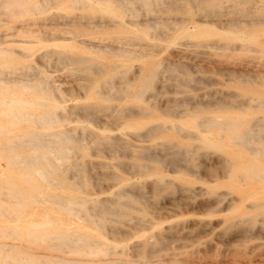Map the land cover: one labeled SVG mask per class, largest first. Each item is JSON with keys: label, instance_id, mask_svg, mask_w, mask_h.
<instances>
[{"label": "rangeland", "instance_id": "374dc122", "mask_svg": "<svg viewBox=\"0 0 264 264\" xmlns=\"http://www.w3.org/2000/svg\"><path fill=\"white\" fill-rule=\"evenodd\" d=\"M10 1L15 0H0V36L15 27L18 34L12 37L19 44L29 40L42 44L28 49L26 57L0 53V72L38 66L53 85V89L47 86L49 95L60 93L65 98L55 97L58 108L50 121L37 120L44 112L40 107L14 118L11 111H0V141L14 138L0 142V264H264V141L202 140L197 132L205 130L209 137L217 130L215 122L205 129L194 122L201 116L235 117L245 124L260 119L258 127L264 130V63L254 70L239 65L225 69L198 58L187 64V58H182L184 73L166 68L175 62V43L204 37L236 42L237 46L217 50L229 61H248L254 55L264 62V21L231 32L216 23L194 25L196 12L225 10L198 2L201 8L192 0H26V6H13ZM255 1L259 9L251 13L263 20L264 0ZM163 9L166 16L178 13L191 19L164 37L161 34L170 30V22L139 23L142 14ZM98 17L103 19L99 25L87 22ZM82 39L123 40L131 48L103 54ZM128 39L146 46L141 49ZM7 41L2 45L21 46ZM44 50L52 51L46 54L50 58L45 67L36 60ZM58 54L80 60L72 64L62 55L56 58ZM67 73L80 76L82 86L77 89L71 83L65 91L60 75ZM195 75L216 78L218 89L234 90L237 97H260L263 105L242 111L250 109L242 102V107L213 111L212 105L197 100L192 108L174 111L187 104L186 98L176 96L181 94L178 87L195 92L176 78L191 83L197 80ZM104 80L109 81L105 86ZM23 95L29 98L32 93ZM155 95L161 98L151 97ZM70 108L74 112L67 111ZM112 115H121L116 116L121 122L111 125ZM157 123L164 128L154 126L141 134L144 145L130 136ZM34 132V137H26ZM35 141V147L40 143L36 155L31 145ZM257 147L258 153L250 151Z\"/></svg>", "mask_w": 264, "mask_h": 264}, {"label": "bare ground", "instance_id": "6f19581e", "mask_svg": "<svg viewBox=\"0 0 264 264\" xmlns=\"http://www.w3.org/2000/svg\"><path fill=\"white\" fill-rule=\"evenodd\" d=\"M131 1V0H130ZM146 1V0H145ZM175 1V0H174ZM177 1V0H176ZM190 2V0H187ZM194 1V3L197 1V4L198 2H204L210 6H212L213 8L215 7H220V8H223L225 11L219 13V11H212V10H206V11H203V12H196V16H198L197 19H195V23L194 25H199L200 21L201 22H205V23H216L218 24V26L221 28V29H225V30H229V32H231V30H238V29H244V28H247V27H252V26H255V25H260V23H262V21H264V19L262 20L261 18L257 17L255 14H252L251 11L253 9H257L258 11V2H256L255 0H192ZM11 2V5H25L26 4V0H15V1H10ZM171 2V1H170ZM183 2H185V0H183ZM188 2V5H192V3L189 4ZM51 3V2H50ZM73 3V2H72ZM120 3V2H119ZM173 3V2H171ZM171 3H168V4H171ZM176 3V2H174ZM181 3V2H180ZM150 4V3H149ZM166 4V3H165ZM196 4V3H195ZM172 5V4H171ZM183 5V4H182ZM187 5V6H188ZM201 5L200 3L198 4V6ZM26 6V5H25ZM203 6V5H202ZM202 6H199L202 8ZM136 7V6H135ZM157 7V6H155ZM167 7V6H165ZM173 7V6H172ZM189 7V6H188ZM191 7H194V5H192ZM189 7V8H191ZM209 7V6H208ZM125 9V8H124ZM154 9V8H153ZM210 9V8H209ZM152 10V9H151ZM157 10V9H156ZM10 11V10H9ZM163 11V12H162ZM151 13V12H150ZM149 13V14H150ZM153 13V12H152ZM165 13V10H161L159 12H156L155 14L153 15H143V17H141L140 22L139 23H142V25L146 24V23H151L152 22H156V21H164L166 20L165 23H168L170 22V24L168 23L167 25H169V29L170 30H166L164 33L161 34V36H166V35H170L171 33H173L175 31V27H179V26H183V25H186V21H190V17H186V16H183V15H180L178 13H170V14H173V15H170V16H166L168 14H164ZM193 13V11H192ZM195 13V12H194ZM132 15V14H131ZM135 16V15H134ZM195 16V17H196ZM128 17V16H127ZM133 17V16H132ZM55 18V17H54ZM50 20V19H49ZM103 19H99L98 18H91V19H87V22H91V23H96L95 25H99L100 22L102 21ZM138 20V21H139ZM43 21V19H42ZM134 21V20H132ZM68 22V21H67ZM44 23V22H43ZM54 23V22H53ZM112 23V22H111ZM134 23V22H133ZM164 23V22H163ZM41 24V23H40ZM67 24V23H66ZM149 24V25H151ZM107 25V24H106ZM148 24L146 26H149ZM22 26V25H21ZM193 26V24L191 25ZM186 27V26H185ZM153 28V27H152ZM182 28V27H181ZM19 29V28H18ZM18 29H16L14 27V29L12 31H10L8 34H2L0 36V53L2 54H6V55H14V54H17L19 56H22V57H26L28 55V52L27 50H32L34 47L36 46H39L41 45L42 43L38 42V41H32V40H29L27 41V43L25 45L23 44H19V42H17L16 38L12 37L14 34H18ZM21 29V28H20ZM23 30V29H21ZM186 31V30H185ZM56 32V31H55ZM10 37H6V36H9ZM74 35V34H73ZM77 39V38H76ZM8 40L7 43L8 45L10 44H15V45H21L20 47L16 48V47H13V48H10V47H5L7 45H2V43H4V41ZM40 40V39H39ZM81 40V39H80ZM86 40V39H85ZM82 39V41H85ZM91 40V39H89ZM87 41V43H91L93 46V48L95 50H99L100 53H105V52H113V53H125V52H130V46L126 45L125 44V41H121V40H108V41H103V40H91V41ZM125 40V39H124ZM127 40V39H126ZM262 40V39H261ZM85 41V43H86ZM25 42V41H24ZM128 42H132L131 44H135L137 46H139L141 49L146 46L144 45L143 43H135L137 41H129L128 39ZM89 44L87 46H89ZM234 45H236V42H232V41H218L217 39L215 41H211V40H206V37H204L203 39H200L199 41H196V42H193L191 40H186V41H178L177 43H175L174 47H173V55L174 57L172 58L173 60L175 59V62L173 64V66H170V65H167V70L170 69V70H173V69H178L180 70L181 72L184 73V65L186 66V63L184 61H182L183 63H180L179 60L182 59V58H187V64H191L189 63L190 61H193L194 58H198L200 59L201 61L202 60H205L207 61L206 63L208 62H213L217 65L215 66H221V67H224L226 69V67L228 66H234V65H239V66H243L245 67L246 69L248 68H251L252 70L256 69L255 67H257L259 64H263L264 62L261 61V59L258 61V58L257 60H255V56H251V59H249L248 61H244V60H237V61H229L223 57H221L220 55L216 54L220 49L222 48H229V47H233ZM241 45V44H240ZM25 46V47H23ZM237 46V45H236ZM245 46V45H244ZM248 46V45H247ZM252 46V45H251ZM168 47V46H167ZM27 48V49H26ZM47 48V47H46ZM133 48V47H132ZM249 48V47H248ZM219 49V50H218ZM236 49V47H235ZM245 49V48H244ZM252 49H253V46H252ZM218 50V51H217ZM240 49H238L237 51H239ZM254 50V49H253ZM251 50V51H253ZM140 51V49H139ZM144 51V50H143ZM228 51V49H227ZM236 51V50H235ZM48 52L52 53V51H49V50H44L40 53H37L36 55V60L38 61L37 63L40 64V65H44L47 66L48 65V60L50 57L46 56V54H48ZM136 52V51H135ZM142 52V51H141ZM171 52V51H170ZM224 52V51H223ZM59 53V52H58ZM240 53H243V52H240ZM253 53V52H252ZM251 53V54H252ZM257 53V52H256ZM132 54V53H131ZM145 54V53H144ZM247 54V52H246ZM245 54V55H246ZM61 55L63 56V59L65 60H69L70 62L69 63H72L73 62H76L80 59L76 58V59H72L70 57H67L63 54H58L56 58L58 57H61ZM169 55V54H168ZM167 55V56H168ZM244 55V56H245ZM248 55V54H247ZM50 56H53V55H50ZM257 56V55H256ZM243 57V56H242ZM246 57V56H245ZM250 57V55H249ZM255 57V58H254ZM169 58V57H168ZM167 59V58H166ZM165 59V60H166ZM59 60V59H58ZM62 61V59H60ZM64 60V62H65ZM171 61V60H170ZM169 61V62H170ZM198 61V60H196ZM200 61V63H202ZM63 62V61H62ZM63 62V63H64ZM68 62V61H66ZM199 62V61H198ZM68 63V64H69ZM185 63V64H184ZM37 64V65H38ZM65 65V64H64ZM91 64L88 65V67L90 66ZM93 65V64H92ZM95 65V64H94ZM112 65V64H111ZM212 64V66H214ZM72 66V65H71ZM115 66V65H114ZM236 67V66H235ZM82 68V67H81ZM87 68V67H86ZM92 67L90 66V69ZM98 68V67H97ZM100 68V67H99ZM186 68V67H185ZM239 68V67H238ZM237 68V69H238ZM244 68V69H245ZM259 69H263V68H260L259 66ZM258 70V68H257ZM87 71V70H86ZM85 71V72H86ZM95 71V70H94ZM169 71V70H168ZM242 71V70H240ZM90 72V70H89ZM96 72V71H95ZM174 72V71H173ZM220 72V71H219ZM254 72V71H252ZM224 73V71H223ZM249 73V72H248ZM120 74H123L122 72H120ZM175 74V73H174ZM255 73H253L254 75ZM264 74V73H263ZM60 75V74H59ZM62 76V80H61V85L63 86L64 89H66L65 91H67V89L71 86V83H74L75 86L77 87H80L82 86V81L81 79L78 77V78H74L73 76H71V74L67 73V74H64V75H60ZM114 76V75H113ZM259 76V75H257ZM90 77V76H89ZM110 77V76H109ZM176 77V76H174ZM178 77V76H177ZM196 77V75L194 76ZM251 77H253L251 75ZM262 77V76H260ZM119 78V77H118ZM124 79V77H121ZM197 78V77H196ZM233 77H231L232 79ZM235 78V77H234ZM263 78V77H262ZM56 79V78H55ZM216 78H212V76H205V77H198L197 80L196 79H193L191 81V83H188L189 80H187L186 78L185 79H178L176 78V80H179L178 82L180 84H182L183 86H188L189 87L191 86V88L195 89V92L194 93H190L188 91H185L186 89L185 88H182V87H178V90L181 91V94H177L176 96H182V98H186L187 99V104L185 106H177V107H174L173 110L174 111H181V110H187L188 108H192V106L194 105V102L197 101V100H200L208 105H212L213 111H228L229 108L231 107H237L239 105H241V107L243 106L242 105V102H245V104L250 107V109H242V111H254L256 109H258L259 107H261L263 105V102H261L258 98L260 97H254V96H243V97H237L235 96L234 93V90H224V89H218L216 87V84L218 81L215 80ZM264 79V78H263ZM262 79V80H263ZM126 80V79H125ZM236 80V79H235ZM172 81V80H171ZM233 81V80H232ZM133 82V81H132ZM190 82V81H189ZM236 82V81H235ZM264 82V81H263ZM57 83V82H55ZM109 83L108 80H104L103 81V86H105V84L107 85ZM129 84H132L130 82H127ZM236 84V83H235ZM12 85H16L18 88L16 91H13L14 89H10V87ZM52 83H50L49 79L46 80V77L45 75L41 72V70L39 69L38 66H28V69H23V70H20V71H12V72H0V111H11L9 112L10 113V116L12 118L14 117H19L20 115H25L27 114L28 112L26 111H37L36 108L37 107H40L41 110L40 111H44L43 113L39 114L38 115V118L37 120H46L47 121H50L51 118L53 117V111H57V108H58V105L55 101V97L57 99H64L65 97H63V95H61L60 93H55L54 96L55 97H51L49 95V92H48V89H47V86H50V88L53 89V87H51ZM113 85V87L116 85L115 83L111 84ZM119 85V84H118ZM122 84H120L119 86H121ZM53 86V85H52ZM73 86V85H72ZM185 86V87H186ZM238 86V85H237ZM74 87V86H73ZM111 88V86H110ZM133 88V87H132ZM113 89H116V88H113ZM131 89V88H130ZM74 90L76 91V89L74 88ZM126 90V89H125ZM177 90V89H176ZM25 91H29L32 93L31 96L28 97H25L23 95V92ZM79 91V90H78ZM118 91V90H116ZM120 91L121 88H120ZM130 90L128 89V92ZM133 91V90H132ZM131 91V92H132ZM139 91V90H138ZM160 92V91H159ZM111 93V92H110ZM125 93H127V91H125ZM124 93V94H125ZM130 93V92H129ZM133 93V92H132ZM136 94V93H135ZM138 94V93H137ZM160 94V93H159ZM43 95L47 96L46 99L45 98H42ZM97 95H101L99 94V92H97ZM116 95V94H115ZM126 95V94H125ZM140 95V94H139ZM237 95V94H236ZM243 95V94H242ZM102 96V95H101ZM131 96V95H129ZM170 96V95H169ZM175 96V97H176ZM103 97V96H102ZM110 97H112L110 95ZM121 97V96H120ZM137 97V96H136ZM152 98H156V99H159L161 98V95L157 96H151ZM172 97V96H171ZM175 97H174V100H175ZM138 98V97H137ZM140 99V98H139ZM142 99V97H141ZM151 99V98H150ZM170 99V97H169ZM153 100V99H152ZM173 100V99H171ZM179 100V99H178ZM71 101V100H70ZM180 101V100H179ZM173 102V101H172ZM176 102V100L174 101ZM173 102V103H174ZM171 103V104H173ZM189 103V104H188ZM176 104V103H175ZM174 104V105H175ZM179 105V103H177ZM176 104V105H177ZM111 106H113L112 104H110ZM109 105V107H111ZM115 105V104H114ZM118 105V104H117ZM125 106V105H123ZM264 106V105H263ZM140 107V106H138ZM106 108V107H105ZM104 108V109H105ZM118 108V107H117ZM123 108V107H122ZM111 109V108H110ZM124 109V108H123ZM131 109V108H130ZM95 110V109H94ZM115 111L117 109H114ZM121 112L122 110L119 109ZM127 110L129 109H124V111L127 112ZM141 110V109H140ZM139 110V111H140ZM47 111V112H45ZM67 111H73L74 112V109H68ZM86 111V110H85ZM109 111V110H107ZM115 111H113V114H115ZM145 111V110H144ZM76 112V111H75ZM91 112V110H90ZM89 112V113H90ZM173 112V111H172ZM203 112V111H202ZM55 113V112H54ZM79 112H77L78 114ZM88 113V111H87ZM86 113V114H87ZM88 113V114H89ZM112 113V112H111ZM120 113V112H118ZM125 113V112H124ZM132 113V112H131ZM175 113V112H174ZM57 114V113H55ZM82 114V113H80ZM92 113H90V116ZM145 114V113H144ZM232 114V112H231ZM79 115V114H78ZM96 115V114H95ZM106 115V114H105ZM127 115V114H126ZM192 115V113L190 114ZM88 116V115H87ZM108 116V115H107ZM122 117L121 115H115V116H111V117H108L109 118V123H111V125L113 124H118L119 120H117L118 117ZM189 116V115H188ZM235 116V115H234ZM67 117V116H66ZM95 117V116H94ZM97 117V116H96ZM124 117V116H123ZM198 117V116H197ZM126 118V117H125ZM98 119V118H97ZM121 119V118H120ZM264 119V118H263ZM260 119H256V121L253 122V124H249V123H240V120L238 118H235V117H222V118H218V117H210V116H201L199 118H197L196 120H194V122L196 121V123H199L200 125H202L203 129L204 126H206L207 124L209 123H213V125L215 124V127L217 130H215L214 132L211 133V135L209 137L206 136V133L201 131V132H197V135H198V138L200 136V138H202V140H206V141H209L211 140V138H224L226 140V142L228 143H240V144H246V142L250 139H254L255 141L259 142V141H264V130L260 127H258ZM262 120V119H261ZM55 121V120H54ZM56 122V121H55ZM136 122V121H135ZM172 122V121H171ZM50 123H53V122H50ZM49 123V124H50ZM1 124V123H0ZM105 124V123H104ZM108 126V123H106ZM138 124V123H137ZM140 124V123H139ZM138 124V125H139ZM182 124V122H181ZM184 124V123H183ZM210 125V124H209ZM119 126V125H117ZM154 126H160V127H163L161 124L159 125L158 123L157 124H154L153 126H149L147 127L145 130H143L142 133H139V132H136V133H133L131 134L130 136H132V138L136 139V143L138 145H144L145 144V138H143L142 136H140L141 134H145L147 133L150 129H152ZM110 127V125H109ZM167 127V125H166ZM176 127V126H175ZM193 129V128H191ZM256 129V130H255ZM118 130V129H117ZM128 130V129H127ZM187 130V129H186ZM190 129H188L189 131ZM34 131V130H33ZM32 131V132H33ZM124 130H122L123 132ZM137 131V130H136ZM159 131V130H158ZM180 131V130H179ZM178 131V132H179ZM185 131V130H184ZM191 131V130H190ZM61 132L60 131H56L55 134H60ZM70 133V132H69ZM124 133H126L124 131ZM191 133V132H190ZM34 133H27L26 137L28 138H31V136L34 137ZM62 134H65V133H62ZM189 134V133H188ZM194 134V133H192ZM65 136H68V135H65ZM70 136V135H69ZM118 136V135H117ZM146 136V135H144ZM17 137V135H16ZM114 137V136H113ZM119 137V136H118ZM124 137V136H123ZM121 137V138H123ZM52 138V137H51ZM58 138H60L58 136ZM69 138V137H67ZM116 138V137H115ZM199 138V139H200ZM11 139V140H10ZM4 138V140H1V144H4L5 142L7 141H12L14 140V138ZM44 139V137H43ZM61 139V138H60ZM107 138H105L106 140ZM110 139V138H109ZM118 139V138H117ZM126 139V138H125ZM197 139V138H196ZM40 140V139H39ZM50 140V139H49ZM68 140V139H67ZM112 140V139H111ZM128 140V139H126ZM200 140V141H202ZM4 141V142H3ZM19 141V140H18ZM51 141H54V139H52ZM64 141V140H63ZM129 141V140H128ZM212 141V140H211ZM253 141V140H252ZM16 142V141H15ZM21 142V141H20ZM30 142V140L28 141V143ZM32 142H34L32 140ZM48 142V141H47ZM65 142H66V139H65ZM99 142V141H98ZM131 142V141H130ZM203 142V141H202ZM12 143V142H11ZM19 143V142H18ZM49 143V142H48ZM92 143V142H90ZM109 143V141H108ZM107 143V144H108ZM129 143V142H128ZM252 143V142H251ZM250 143V144H251ZM20 144V143H19ZM31 144V143H30ZM36 144V141L35 143H32L31 145H34ZM40 144V143H39ZM39 144L37 143L36 147L35 145L33 146L34 149L33 151V154H35V150H37V146H39ZM43 143H41L42 145ZM50 144V143H49ZM55 144V143H54ZM118 144V143H117ZM133 144V143H132ZM159 144V143H157ZM168 144V142L166 143ZM187 144V143H186ZM13 145V144H12ZM17 145V144H16ZM110 145V144H109ZM115 145V144H114ZM114 145H110V146H113ZM134 145V144H133ZM6 146V145H5ZM4 146V147H5ZM22 146V145H21ZM51 148H52V144L50 145ZM137 146V145H136ZM2 147V146H0ZM9 147H11L9 145ZM44 147V146H43ZM56 147V146H54ZM53 147V149H54ZM58 147V146H57ZM60 147V145H59ZM144 147V146H143ZM209 147V146H208ZM259 147V145H258ZM258 147L255 149V150H250L251 152L253 153H258L259 152V149ZM36 148V149H35ZM141 148V147H140ZM147 148V147H146ZM183 148V147H182ZM260 148V147H259ZM46 149V148H45ZM50 149V148H49ZM48 149V150H49ZM52 149V150H53ZM60 149H65V148H59L58 151H60ZM115 149V148H114ZM142 149V148H141ZM3 150V149H2ZM11 150L13 151V148L11 147ZM47 150V149H46ZM61 150V152H62ZM135 150V149H134ZM148 150V149H147ZM146 150V151H147ZM188 150V149H187ZM15 151V150H14ZM57 151V152H58ZM116 151V149H115ZM118 151V150H117ZM143 151V150H142ZM215 151V150H213ZM54 152V151H53ZM122 152V151H121ZM179 152V150L177 151ZM3 153H5V151L3 150ZM7 153V152H6ZM44 153V152H43ZM59 153V152H58ZM63 153V152H62ZM62 153H60L62 155ZM149 153V152H147ZM190 153V151H189ZM11 154V153H9ZM16 154V153H15ZM47 154V153H46ZM45 154V155H46ZM69 154V153H68ZM143 154V152H142ZM141 154V155H142ZM145 154V152H144ZM161 154V153H160ZM249 154V152H248ZM2 155V154H1ZM5 155V154H4ZM17 155H21V154H17ZM36 155V154H35ZM146 155V154H145ZM148 155H151L150 153ZM164 155V154H163ZM12 157V155H10ZM29 156V155H28ZM56 156V155H55ZM108 156V155H107ZM222 156V155H221ZM4 157V156H3ZM16 157V155H15ZM41 157V156H40ZM137 157H141V156H138ZM151 156H149L150 158ZM181 157V156H180ZM32 158V157H31ZM42 158V157H41ZM153 158V157H152ZM141 159H143L141 157ZM176 159V158H175ZM10 160V159H9ZM25 160V159H24ZM161 160V159H160ZM226 160V159H225ZM29 161H32V159H30ZM38 161V160H37ZM154 161V158L153 160ZM157 161V160H156ZM227 161V160H226ZM17 162V161H16ZM25 162L27 163V159L25 160ZM228 162V161H227ZM232 162V161H231ZM235 162V161H234ZM236 163V162H235ZM28 164V163H27ZM116 164V163H115ZM140 164V163H139ZM237 164V163H236ZM141 165V164H140ZM177 166V164H175ZM122 166V165H121ZM242 167V165L240 166ZM141 168V167H140ZM139 168V169H140ZM39 169V168H38ZM76 169V168H75ZM229 170V169H228ZM43 171V170H42ZM231 172H234V171H231ZM227 173V172H226ZM247 173V172H246ZM100 175V174H99ZM261 176V175H260ZM135 178V177H134ZM128 180V179H127ZM3 187V186H1ZM194 189V188H193ZM125 190V189H124ZM40 193V192H39ZM195 194V193H194ZM182 195V194H181ZM180 195V196H181ZM221 196V195H220ZM28 197V196H27ZM128 198V197H127ZM218 198V197H217ZM19 199V198H18ZM18 199H16L18 201ZM25 199V198H24ZM250 199V198H249ZM218 200H227L225 198L223 199H219ZM93 201V200H92ZM228 201V200H227ZM39 202V201H38ZM173 202V201H172ZM231 203V201H230ZM65 204V203H64ZM127 204V203H126ZM176 204V202H175ZM174 204V205H175ZM22 205V204H21ZM35 207V206H34ZM168 209V208H167ZM93 210V209H92ZM48 211V210H47ZM52 239V238H51ZM50 239V240H51ZM66 239V238H65ZM67 241V240H66ZM81 241V240H80ZM57 245V244H56ZM67 245H69L67 243ZM72 247V246H71ZM153 248V247H152ZM88 262V261H87ZM91 263V262H90Z\"/></svg>", "mask_w": 264, "mask_h": 264}]
</instances>
